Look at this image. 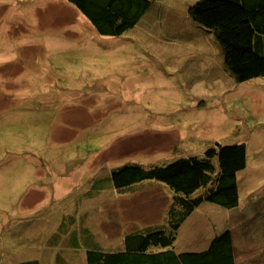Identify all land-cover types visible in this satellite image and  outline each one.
Wrapping results in <instances>:
<instances>
[{"label":"rangeland","instance_id":"374dc122","mask_svg":"<svg viewBox=\"0 0 264 264\" xmlns=\"http://www.w3.org/2000/svg\"><path fill=\"white\" fill-rule=\"evenodd\" d=\"M196 1L151 0L109 35L68 0H0V264H87L96 245L167 230L173 191L155 179L116 189L111 171L216 143L246 146L238 204L202 202L172 249L228 229L236 264H264V77L235 81L188 12Z\"/></svg>","mask_w":264,"mask_h":264},{"label":"trees","instance_id":"16d2710c","mask_svg":"<svg viewBox=\"0 0 264 264\" xmlns=\"http://www.w3.org/2000/svg\"><path fill=\"white\" fill-rule=\"evenodd\" d=\"M68 1L94 29L109 35H119L136 25L151 4V0ZM188 12L194 21L213 32L223 50L224 65L236 82L264 77V0H197ZM215 157L217 167L212 161ZM245 166L244 143H216L204 151L202 158H179L164 166L126 164L112 170L114 188L155 179L173 191L175 205L167 210V230L132 232L122 243L110 247L111 251L96 245L86 250L87 264H236L228 229L214 235L208 246L199 251L176 252L172 244L181 222L202 202L225 208L237 206V174Z\"/></svg>","mask_w":264,"mask_h":264},{"label":"crops","instance_id":"0c3cea01","mask_svg":"<svg viewBox=\"0 0 264 264\" xmlns=\"http://www.w3.org/2000/svg\"><path fill=\"white\" fill-rule=\"evenodd\" d=\"M237 176H238V174H237Z\"/></svg>","mask_w":264,"mask_h":264}]
</instances>
